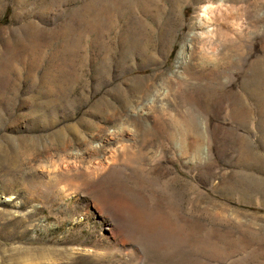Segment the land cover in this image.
I'll list each match as a JSON object with an SVG mask.
<instances>
[{
	"label": "rangeland",
	"instance_id": "1",
	"mask_svg": "<svg viewBox=\"0 0 264 264\" xmlns=\"http://www.w3.org/2000/svg\"><path fill=\"white\" fill-rule=\"evenodd\" d=\"M224 1L0 0V264H264V17L214 73Z\"/></svg>",
	"mask_w": 264,
	"mask_h": 264
},
{
	"label": "bare ground",
	"instance_id": "2",
	"mask_svg": "<svg viewBox=\"0 0 264 264\" xmlns=\"http://www.w3.org/2000/svg\"><path fill=\"white\" fill-rule=\"evenodd\" d=\"M220 1L225 2L224 0ZM234 1L242 3L243 6H239L237 9L230 5L226 6L224 3V5H220L212 9L210 12L215 16L213 20L216 21L215 24L217 25L218 29L214 31L215 33L213 35L211 34L208 38V43L211 45V47H209L211 51H203L201 52V55L203 57L204 65H214L211 70L214 73H216V69L220 64V61L218 60H221L223 63L228 65L235 64L237 59L234 57V54L237 53L241 38L243 40L245 39L246 43V50L244 51L243 58L247 60V71H249L251 67L250 64L252 60L250 58V51L247 49V46L250 47L251 45L252 35L256 27V19L264 17L263 13L260 14L258 12L260 8L264 7V0H261L259 3H257L255 0ZM193 39H199V37L196 36ZM221 47L222 50H220ZM204 68L206 69V66H204Z\"/></svg>",
	"mask_w": 264,
	"mask_h": 264
}]
</instances>
